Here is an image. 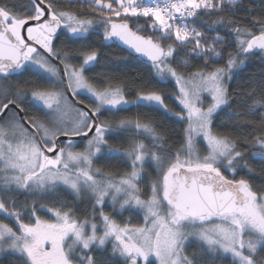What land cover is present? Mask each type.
Wrapping results in <instances>:
<instances>
[{"label":"snow or ice","instance_id":"obj_1","mask_svg":"<svg viewBox=\"0 0 264 264\" xmlns=\"http://www.w3.org/2000/svg\"><path fill=\"white\" fill-rule=\"evenodd\" d=\"M5 258L264 264V0H0Z\"/></svg>","mask_w":264,"mask_h":264},{"label":"trees","instance_id":"obj_2","mask_svg":"<svg viewBox=\"0 0 264 264\" xmlns=\"http://www.w3.org/2000/svg\"><path fill=\"white\" fill-rule=\"evenodd\" d=\"M105 51H110V52H119L121 54V57H126L127 60L129 61L128 66L124 69V71H128V72H139L140 71V67H137V60L134 59L133 57L127 56V53L123 52L121 49L119 48H112L110 50H105ZM251 72H254L256 74H258L260 72V69L258 66H254L252 69H250ZM168 90H171V85L168 86ZM174 106V105H173ZM0 264H7V258H5V260L0 261Z\"/></svg>","mask_w":264,"mask_h":264},{"label":"flooded vegetation","instance_id":"obj_3","mask_svg":"<svg viewBox=\"0 0 264 264\" xmlns=\"http://www.w3.org/2000/svg\"><path fill=\"white\" fill-rule=\"evenodd\" d=\"M81 98H83V97H81Z\"/></svg>","mask_w":264,"mask_h":264}]
</instances>
